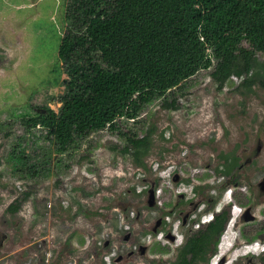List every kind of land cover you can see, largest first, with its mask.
Returning a JSON list of instances; mask_svg holds the SVG:
<instances>
[{
  "label": "rangeland",
  "instance_id": "obj_1",
  "mask_svg": "<svg viewBox=\"0 0 264 264\" xmlns=\"http://www.w3.org/2000/svg\"><path fill=\"white\" fill-rule=\"evenodd\" d=\"M67 1L0 0V264H172L175 251L142 237L159 229L163 215L186 219L201 202L205 208L210 202L204 192L192 200L178 195L174 171L159 217L146 215L154 210L153 191L163 181L153 166L181 161L188 165L185 175L196 168L213 170L211 196L223 192L222 199L226 189H234L239 211L233 217L230 204L231 229L226 234L229 220L208 264H264V89L259 85L248 92L239 87L241 79L231 77L219 89L212 69L201 70L173 91L177 109L156 100L137 121L118 120L121 131L136 138L152 129L145 167L119 152L125 140L116 131L91 133L60 157L43 128L27 131L22 125L26 116L46 108L57 112L60 106L66 75L57 48ZM17 142L36 160L49 155L50 174L13 175L7 156ZM233 158L236 166L224 175ZM210 176L194 178L210 190ZM24 193L29 197L19 210L8 212ZM145 215L152 219L144 221ZM245 233L256 236L249 241Z\"/></svg>",
  "mask_w": 264,
  "mask_h": 264
},
{
  "label": "trees",
  "instance_id": "obj_2",
  "mask_svg": "<svg viewBox=\"0 0 264 264\" xmlns=\"http://www.w3.org/2000/svg\"><path fill=\"white\" fill-rule=\"evenodd\" d=\"M63 20L57 59L66 78L60 106L21 120L27 131L43 128L60 157L91 133L111 130L125 140L119 152L145 167L152 129L136 138L121 131L118 120L137 121L156 100L177 109L173 91L201 70L212 69L219 89L231 77L241 79L239 87L248 92L255 85L264 89V0H68ZM31 156L21 142L12 146L7 156L12 174H50L49 155ZM235 166L233 158L222 173L230 175ZM206 188L195 190L210 199L200 214L213 213V218L197 230L182 226L183 241L172 264H208L230 220V206H220L223 192L216 198ZM28 197L15 198L7 211L16 213ZM231 226L230 221L226 234ZM244 236L250 241L256 235Z\"/></svg>",
  "mask_w": 264,
  "mask_h": 264
},
{
  "label": "built area",
  "instance_id": "obj_3",
  "mask_svg": "<svg viewBox=\"0 0 264 264\" xmlns=\"http://www.w3.org/2000/svg\"><path fill=\"white\" fill-rule=\"evenodd\" d=\"M186 165L187 163L185 161L181 162H176V163H166L164 166L160 167L159 164H155L153 166V171L155 173H159V176L163 179L161 185L153 191V196H154V201H155V209L151 212V216L153 218L159 217V209H162L164 206V189L169 188V175L170 173L174 171H178L176 175L179 174V188L177 187L176 193L178 195L184 196L187 199H194L196 196L197 191L196 187L199 186V182L197 178L195 179L194 177L196 176H201L206 173V175H211L209 178L210 182L209 185L211 186L210 190H206L210 195H214V184H215V176L213 175V170L209 168H196L193 169L189 175H185V170H186ZM188 166V165H187ZM202 171V173H201ZM184 179H189V182H184ZM220 178L217 179L220 180ZM210 188V187H209ZM225 201L224 204L232 205L231 209V214L234 217V213L238 210V206L236 205L235 199H234V189L228 188L225 190L223 198L221 199V202ZM221 204V203H220ZM231 207V206H230ZM205 209V203L201 202L199 204V207L196 209V211L190 212L186 215V219H183L182 217L176 216L174 213H167L163 215L160 218L159 222V229L157 230L156 228L155 231L151 230L149 233H147L145 236L142 237V241L148 243H158L161 247L163 248H169L174 251L175 248L181 245L183 241V232H182V226L188 225L192 227L194 230H197L200 228L201 225L206 224L213 218V213H202L200 214L203 210ZM219 207H217V210ZM237 209V211H236ZM199 213V214H198ZM133 217V213H131ZM147 215V214H146ZM144 216V218L146 217ZM143 218V219H144ZM232 221V218L231 220Z\"/></svg>",
  "mask_w": 264,
  "mask_h": 264
},
{
  "label": "crops",
  "instance_id": "obj_4",
  "mask_svg": "<svg viewBox=\"0 0 264 264\" xmlns=\"http://www.w3.org/2000/svg\"><path fill=\"white\" fill-rule=\"evenodd\" d=\"M150 219H152V218H149L148 220H150ZM148 220H146V221L148 222Z\"/></svg>",
  "mask_w": 264,
  "mask_h": 264
},
{
  "label": "water",
  "instance_id": "obj_5",
  "mask_svg": "<svg viewBox=\"0 0 264 264\" xmlns=\"http://www.w3.org/2000/svg\"><path fill=\"white\" fill-rule=\"evenodd\" d=\"M157 226H158V224H157ZM154 231H155V229H153Z\"/></svg>",
  "mask_w": 264,
  "mask_h": 264
}]
</instances>
